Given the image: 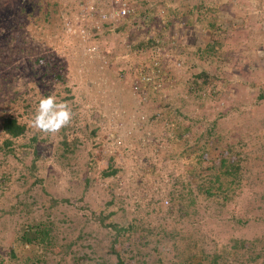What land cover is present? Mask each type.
Here are the masks:
<instances>
[{
    "label": "rangeland",
    "instance_id": "1",
    "mask_svg": "<svg viewBox=\"0 0 264 264\" xmlns=\"http://www.w3.org/2000/svg\"><path fill=\"white\" fill-rule=\"evenodd\" d=\"M74 2L0 0V264H264V0H139L87 39Z\"/></svg>",
    "mask_w": 264,
    "mask_h": 264
},
{
    "label": "built area",
    "instance_id": "2",
    "mask_svg": "<svg viewBox=\"0 0 264 264\" xmlns=\"http://www.w3.org/2000/svg\"><path fill=\"white\" fill-rule=\"evenodd\" d=\"M139 0H75V5L66 16V24L72 25L73 21L80 22L74 24L80 27L86 39L88 35H96L99 32L112 30L118 27L125 19H129L138 13ZM79 20V21H78ZM158 65V64H157ZM152 74H141V78L136 80L134 88L143 94H147L150 88H161L162 78L165 76L160 65L156 66Z\"/></svg>",
    "mask_w": 264,
    "mask_h": 264
},
{
    "label": "clouds",
    "instance_id": "3",
    "mask_svg": "<svg viewBox=\"0 0 264 264\" xmlns=\"http://www.w3.org/2000/svg\"><path fill=\"white\" fill-rule=\"evenodd\" d=\"M71 117L72 112L67 103L49 95L39 100L32 124L42 132L54 133L67 125Z\"/></svg>",
    "mask_w": 264,
    "mask_h": 264
},
{
    "label": "trees",
    "instance_id": "4",
    "mask_svg": "<svg viewBox=\"0 0 264 264\" xmlns=\"http://www.w3.org/2000/svg\"><path fill=\"white\" fill-rule=\"evenodd\" d=\"M4 127L6 131L13 136H18L25 130V125L18 122V120L14 117L7 118L5 120Z\"/></svg>",
    "mask_w": 264,
    "mask_h": 264
}]
</instances>
